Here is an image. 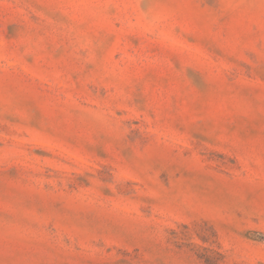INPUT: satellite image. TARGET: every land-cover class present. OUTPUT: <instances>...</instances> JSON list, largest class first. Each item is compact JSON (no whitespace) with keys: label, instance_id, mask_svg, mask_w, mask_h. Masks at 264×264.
Returning a JSON list of instances; mask_svg holds the SVG:
<instances>
[{"label":"rangeland","instance_id":"1","mask_svg":"<svg viewBox=\"0 0 264 264\" xmlns=\"http://www.w3.org/2000/svg\"><path fill=\"white\" fill-rule=\"evenodd\" d=\"M0 264H264V0H0Z\"/></svg>","mask_w":264,"mask_h":264}]
</instances>
